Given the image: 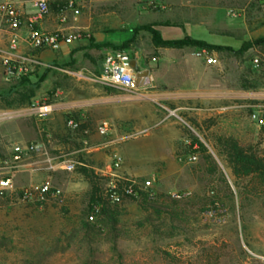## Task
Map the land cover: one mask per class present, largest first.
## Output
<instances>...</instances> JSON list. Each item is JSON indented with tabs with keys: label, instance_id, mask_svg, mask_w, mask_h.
I'll use <instances>...</instances> for the list:
<instances>
[{
	"label": "rangeland",
	"instance_id": "obj_1",
	"mask_svg": "<svg viewBox=\"0 0 264 264\" xmlns=\"http://www.w3.org/2000/svg\"><path fill=\"white\" fill-rule=\"evenodd\" d=\"M69 23H76L78 30L67 38L78 34L77 42L86 41L96 48L94 39H108L100 57L123 51L131 60H139L149 72L141 86L146 87L142 98L153 99L159 89L158 58L164 55L188 59L193 56V49L155 47L153 34L146 27L163 38L170 34V38L178 39L185 34L186 26H195L200 31L191 35L194 38L236 51L243 43L264 37V2L84 0L78 18H71ZM125 42L126 48H116ZM254 56H264V50L256 47L240 59L228 52L215 53L218 61L215 66L198 60L210 76L212 86L216 74L222 73L223 102L229 108L215 110V100L209 99L206 110L179 111L177 118L171 117L179 133L177 151L188 139L198 140L207 152H200L192 164L179 162L175 154L161 171L166 173L169 169L176 174H164L159 179L155 175L156 197L146 209L138 201L128 200L118 206L114 225L98 223L99 218L96 224L88 223L92 187L79 174L80 166L73 172H53L56 176L51 179L62 190L60 201L22 204L13 195L0 193V264H264V175L235 178L217 145V138L233 137L264 160V129L250 120L255 111L264 114V66L253 70ZM173 68L186 70L189 64L183 61ZM58 73L56 69L31 67L25 77L38 83L36 101H51L57 90L70 86L69 78ZM19 79H8L0 65V94L18 85ZM237 91L244 93L241 98H235ZM6 108L0 99V111ZM24 120L18 126L22 127ZM8 133V124H0V167L10 156L8 149L18 143L9 139ZM140 135L130 132L120 140L126 142L123 146L126 164L146 172L155 154L150 148L155 137L133 141ZM66 144L69 153L79 147L70 141ZM51 149L48 154L57 156V150ZM206 155L211 157L210 162L205 160ZM72 156L78 161L76 154ZM152 167L151 164L149 168ZM150 176L148 173L138 178ZM93 180L101 195L108 178L95 176ZM172 193L189 195L174 202ZM159 195L163 198H158Z\"/></svg>",
	"mask_w": 264,
	"mask_h": 264
},
{
	"label": "crops",
	"instance_id": "obj_2",
	"mask_svg": "<svg viewBox=\"0 0 264 264\" xmlns=\"http://www.w3.org/2000/svg\"><path fill=\"white\" fill-rule=\"evenodd\" d=\"M48 1L49 13L38 22L41 30L45 32L59 31L65 36L78 30L76 23H69L72 18L70 14L67 21L63 23L59 20V10L51 9L53 5L62 6V2ZM17 7L25 16L36 12L31 0H19ZM198 31L200 29L197 27L188 25L185 27L183 36L187 35L194 38L191 35ZM25 35L26 30L22 29L19 32L20 42L14 52L15 55L35 59L45 71L58 70L60 72L58 74H61L62 77L69 78L70 86H64L55 92L58 93V96L55 98L53 96L51 101L55 103L57 110L47 118L36 119L23 116L22 114L27 111L29 105L6 108L0 111V124H8L9 126L7 136L13 141H18V143L12 144L11 149H8L10 152L14 145H23L27 141L41 144L40 152L34 157L26 158L13 175L14 183L18 188L39 184L53 175L56 176L54 171L48 170L46 161L62 155H71L67 152L69 147L66 143L69 141L79 145L78 149L72 153H76L77 162L80 163L81 169H85L98 177L108 178L110 174L109 161L113 154H118L123 159L122 166L114 171L119 176L141 177L150 173L151 176L156 175L159 179V176L163 178L164 174H176L175 171L169 169L167 172L165 171L166 173L161 171L163 167L168 165L169 160L174 158L175 154H177L176 157L179 156L183 148L181 147L177 151L176 142L179 140V133L176 127L177 123L171 120V117L177 118L176 113L179 111L206 110L209 99L215 100V110L222 111L229 108L223 102L222 73L216 74V83L212 86L210 76L202 69L198 59L194 56L188 59L181 56L171 59L161 55L158 58L161 68L156 75L159 89L155 92V98L146 99L138 96L146 90L145 86L138 88L139 94H133L107 86L102 82L104 56H100L102 51L106 50L103 45L109 43L105 37L94 39L98 45L97 48L92 47L86 41L77 42L66 37L59 51H51L48 49H30L24 41ZM170 37L169 34L166 39H172ZM8 38L7 30L0 28L1 66L3 65V57L8 54ZM94 50L98 53L93 52ZM183 61L189 64L188 69L173 68L178 63L182 64ZM136 63L137 71L145 70L139 60H136ZM243 94L241 91L234 93L235 98H241ZM249 98L252 99L253 97ZM33 100L35 99L33 98ZM44 101L48 100L45 99ZM67 111L74 113L77 117H83L85 127L89 130L88 135L72 134L65 128L62 116ZM28 118L29 121L27 122L26 119ZM21 119H25L22 127L17 124ZM104 121L112 126L111 132L105 136L97 131V127ZM130 132L141 134L133 141H138L140 138L144 140L152 136L155 137V143L150 146L154 149L155 154L148 163L146 172H140L142 170L131 167L125 162L123 146L126 142L121 143L120 139ZM53 144H55L54 147H51ZM49 147L57 150V156L51 157L48 154ZM151 164L152 169L149 168ZM19 184L22 186H18ZM67 196L69 195L66 192Z\"/></svg>",
	"mask_w": 264,
	"mask_h": 264
},
{
	"label": "built area",
	"instance_id": "obj_3",
	"mask_svg": "<svg viewBox=\"0 0 264 264\" xmlns=\"http://www.w3.org/2000/svg\"><path fill=\"white\" fill-rule=\"evenodd\" d=\"M19 0H2L0 1V28L7 30L8 54L3 57V67L5 76L8 79H19L31 71V67L39 66V62L33 58L19 57L15 55L20 42L19 32L26 30L25 43L32 50L48 49L57 51L64 43L66 37L62 32H45L38 26V22L48 15V0H31L32 6L36 12L32 15L25 16L17 7ZM62 2L59 6V20L66 22L70 14L73 20L79 16V7L84 0H55ZM264 2V0H258ZM79 38L78 34L71 35L72 40ZM192 55L209 66L218 64L215 53L207 49H194ZM131 59L123 51H113L108 53L103 59V76L102 82L110 87H115L129 93H137L135 71L131 68ZM264 66V56H254L251 60V67L258 71ZM58 93L54 94V98ZM139 97H144L142 94ZM57 110L55 103L52 101L33 100L23 116L44 119ZM250 120L260 129H264V114L255 111L250 115ZM64 123L66 128L72 134L81 133L86 136L89 130L85 127L82 116L77 117L74 113L67 111L64 114ZM112 126L107 121L102 122L97 131L101 135H108ZM41 150L39 143H26L23 145H14L8 159L1 163L0 167V193L13 195L17 203L45 205L50 202L60 201L62 199V190L55 186L51 178H47L39 184H33L27 187L18 188L13 180V175L18 171L20 165L28 157L36 155ZM76 153L62 155L56 159H47L48 170H62L64 172H73L77 166H80L73 156ZM200 154V145L193 140H184L181 153L177 157L179 162L188 164L195 163ZM57 160V161H56ZM123 163V159L118 154H113L110 160V174L105 188L100 195L101 202L92 205L86 221L90 224H96L101 214L102 205L120 206L128 200H138L142 194L148 199L155 198L154 185L156 177L154 175L141 179L138 177H124L114 173ZM189 193H172L175 200H181L187 197Z\"/></svg>",
	"mask_w": 264,
	"mask_h": 264
},
{
	"label": "trees",
	"instance_id": "obj_4",
	"mask_svg": "<svg viewBox=\"0 0 264 264\" xmlns=\"http://www.w3.org/2000/svg\"><path fill=\"white\" fill-rule=\"evenodd\" d=\"M51 9L58 11L60 10V7H56L53 5ZM145 29L150 30V32L153 34L152 42L155 47L177 49L190 48L193 50L207 49L208 51L213 53L228 52L233 54L237 59H240L245 53L256 47L264 50V37L257 39L254 42L243 43L240 49L235 51L230 47L211 44L203 40L191 38L187 35H184L183 37L178 39H166L150 27H146ZM126 45L127 42H125L122 46L116 48H126ZM103 46L106 47L107 45ZM36 89H38V83H32L30 81V77L23 76L19 79L18 85H15L7 91L1 93L0 99L4 101L5 106L8 108L24 107L30 105L32 99L36 96ZM194 141L199 143L200 152L206 154L207 150L204 145L198 140ZM217 145L220 149L221 154L228 162L231 168V172L235 178L238 179L256 174L260 176L264 175V160L260 157H257V155L252 153L251 150L243 148L239 144L237 139L233 137H219L217 138ZM205 160L207 162H210L211 157L209 155H206ZM79 172L91 183L92 192L89 200V210H91L93 204L101 202L96 182L93 180V178H95V175L89 173L85 169H80ZM158 198H163V196L159 195ZM152 200L153 199H148L144 194H142L141 197L136 201L139 202L141 207L146 209V207H149L151 205ZM173 201L175 202L178 200L173 199ZM118 215V206L103 204L98 223L101 222L103 224L114 225L117 222Z\"/></svg>",
	"mask_w": 264,
	"mask_h": 264
},
{
	"label": "water",
	"instance_id": "obj_5",
	"mask_svg": "<svg viewBox=\"0 0 264 264\" xmlns=\"http://www.w3.org/2000/svg\"><path fill=\"white\" fill-rule=\"evenodd\" d=\"M131 68L136 72L135 73L136 85L138 87L142 86L146 78L148 77L149 72L147 70L137 71V63L135 60L131 61Z\"/></svg>",
	"mask_w": 264,
	"mask_h": 264
}]
</instances>
